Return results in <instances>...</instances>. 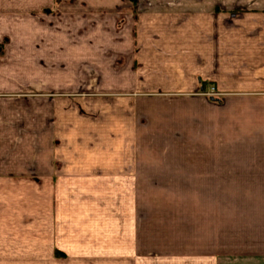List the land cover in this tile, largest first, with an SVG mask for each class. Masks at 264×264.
I'll return each instance as SVG.
<instances>
[{
  "label": "crops",
  "instance_id": "1",
  "mask_svg": "<svg viewBox=\"0 0 264 264\" xmlns=\"http://www.w3.org/2000/svg\"><path fill=\"white\" fill-rule=\"evenodd\" d=\"M202 3L194 12L184 5L175 11L180 3L169 0L165 14L143 15L132 0H0V101L8 104L0 119L21 120L0 128L6 136L0 138V264H61L56 253L62 252L63 217L70 215V244H90L108 220L109 194L93 184L141 176V162L130 153L135 147H84L77 138L63 144V101L77 100L63 98L61 70L74 73L68 85L76 87L77 71L91 70L85 64H92L95 52L88 41L85 48L72 41L77 32L67 36L38 26L6 31L8 23L47 19L133 24L110 33L118 39L99 53L103 77L115 79L107 65L117 72V82H107L117 89L104 96L133 102V111L120 117L131 135L136 118L155 116L151 106L149 112L138 109L143 101L164 97L167 116L181 113L182 139L188 140L183 158L153 164L150 171L197 184L186 196L197 200L196 237L183 245L181 259L165 264H264V34L249 25L264 19V0H213L210 10ZM83 83L88 88L93 81ZM63 183L86 185L78 190L79 203L62 200ZM120 208L125 214L127 203Z\"/></svg>",
  "mask_w": 264,
  "mask_h": 264
},
{
  "label": "rangeland",
  "instance_id": "2",
  "mask_svg": "<svg viewBox=\"0 0 264 264\" xmlns=\"http://www.w3.org/2000/svg\"><path fill=\"white\" fill-rule=\"evenodd\" d=\"M134 1L136 5L134 8L144 15L154 12L165 14L167 10L166 2L169 0ZM232 1L236 2L238 0ZM202 2L204 0H175V3H180V5L174 7V10L176 11L179 8L178 11H180L182 5H184L183 9L188 6V9L194 12L199 10V7L203 4ZM212 2L213 0H206L207 10H210ZM124 25V30H130L133 26L132 23L123 24L114 20L71 23L67 20L51 21L47 19L42 24L37 22L34 24L18 22L6 24V31H21L25 28L31 29V27L32 29H39L38 27H41L42 30L47 31L59 30L63 33L67 32L65 34L67 36H69V33L75 34L77 32L78 38L72 41H77L79 47L85 48L88 45L86 41L93 44L92 48L94 50L90 49L95 52L92 56L93 62L92 64H85L91 70H84L83 68L79 69L77 74L75 73L77 76L76 87L74 84L68 85L75 80L73 78L74 73L66 71V69L61 70L63 98L71 99L73 97L77 100V103L73 102L71 105L63 101L62 142L63 144L72 143L71 140L76 141L77 138L76 142L84 147L92 145L97 148L101 144H110L117 148L119 143L124 144L127 150L132 146V148L135 147V152L134 150L130 152L131 157H135L141 162V176H138L135 182L93 184L99 188L98 190L103 186L105 192L109 194V199L105 200L108 204L106 209L108 220L106 218L102 226L99 229L97 228L93 238L89 239L90 244L72 246L67 235L70 227V215L63 217L62 252L56 253L61 264H165L167 261L181 259L183 256V245L189 239L196 237V231L191 228L196 225V215L192 214V207L197 200L186 196L194 188L196 189L197 184H184L180 181V177H177L178 181H168L172 177L159 173L152 177L153 173L150 171L153 164L175 160L181 161L183 158V153L185 154V152H183L182 148L187 145L188 140L182 139L183 128L180 111L172 114L168 113L171 116H167L165 114L166 105L164 101H161V99L166 100L164 97H155L159 100L150 103H144L143 101L139 103L138 109H141L142 112L146 109L149 112L150 110L147 107L151 106L155 116L152 119L136 118L137 129H133V134L131 135L129 133L131 129L124 127L121 118L123 117V112L133 111V102H128V99L126 103L122 100H116L117 96H104V94L114 92L117 89L116 86H108L107 83L109 82L108 80L117 82V72H111L112 64L107 65V70L109 68V74L111 73L110 76H112V73L115 74V79L112 80L111 77H107L109 76L108 74L103 77V55L100 56L99 53H102V47H105L106 43L109 41L113 43V40L118 39L110 33L123 30L122 27ZM148 25L146 24V26ZM158 25L159 27L164 26L163 29H166L165 24ZM249 25L252 30L261 31V34H264V19L249 23ZM86 36H92V38L86 40ZM113 45L115 46L113 51L117 52L118 46L116 44ZM255 46L260 45L255 44ZM110 50H112V47ZM82 56V54H79V57ZM118 57L116 54L113 59L117 60ZM68 58L69 55L65 59ZM114 68L116 69L117 67ZM102 77L105 81L104 84L100 82ZM85 80H92L93 84L86 88L83 83ZM70 91L73 93L71 97ZM1 100L0 108L6 109L8 104L5 98H1ZM66 107L69 109H65ZM70 109L71 111H65ZM75 114L77 115L76 118L74 117L76 116ZM65 115L68 116L66 117ZM142 116H144V113H142ZM15 121L20 122L21 120L12 121V119L2 118L0 119V128L7 131L8 128L16 126ZM123 130H126L125 134H122ZM5 137V134L0 135V138ZM157 169L163 168L155 167V170ZM152 178L157 179V181L151 180ZM76 185L77 191L75 190ZM85 186V184L81 186L78 183L71 187V183H63L62 200H65L64 197L68 199L73 197L72 201L79 203L81 200L80 192H83ZM122 193L127 199L123 197ZM97 195V197H101V193ZM125 202L128 209L123 214L120 213V206ZM117 204H119V207H116ZM188 208L191 210L189 214ZM124 218L125 227L121 221ZM81 236L80 238H84V232L81 233ZM47 252H51L50 247L49 250L47 248ZM46 259L49 260L47 257ZM28 264L38 263L30 262Z\"/></svg>",
  "mask_w": 264,
  "mask_h": 264
},
{
  "label": "trees",
  "instance_id": "3",
  "mask_svg": "<svg viewBox=\"0 0 264 264\" xmlns=\"http://www.w3.org/2000/svg\"><path fill=\"white\" fill-rule=\"evenodd\" d=\"M133 3H135V1L133 0Z\"/></svg>",
  "mask_w": 264,
  "mask_h": 264
}]
</instances>
